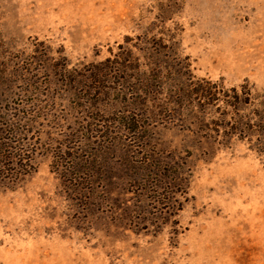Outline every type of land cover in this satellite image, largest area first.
Listing matches in <instances>:
<instances>
[{"label": "rangeland", "instance_id": "374dc122", "mask_svg": "<svg viewBox=\"0 0 264 264\" xmlns=\"http://www.w3.org/2000/svg\"><path fill=\"white\" fill-rule=\"evenodd\" d=\"M187 77L256 111L264 0H0V114L32 157L0 179V264H264V136L211 134Z\"/></svg>", "mask_w": 264, "mask_h": 264}, {"label": "trees", "instance_id": "16d2710c", "mask_svg": "<svg viewBox=\"0 0 264 264\" xmlns=\"http://www.w3.org/2000/svg\"><path fill=\"white\" fill-rule=\"evenodd\" d=\"M144 45L141 51L147 54L149 69L157 71L160 68L157 63L161 62L159 56L167 52L166 46L162 45L159 40H155L154 43L146 40ZM127 55L115 65V69L118 68L117 66H122L124 79L128 77L125 70L135 67L134 59L127 61ZM111 68L109 66L108 70L110 71ZM251 88L246 81L225 87L215 80L187 77L181 92L175 93L178 94V98L173 99V102L181 111L185 109L187 113L191 112L193 117L197 114L200 125L203 124L206 115L216 113L217 117L211 120L214 126L211 127L213 128L211 134L225 138V140L233 136L239 139L262 137L264 136V94L259 95V107L256 111L250 108L249 111L243 112L252 105L254 96ZM162 108L164 111L172 109L163 106ZM139 121L135 119L133 128L138 126ZM19 125H21L19 118L14 119L0 114V179L7 184L16 183L21 177L31 172L32 157L26 155L25 145L17 137L22 132Z\"/></svg>", "mask_w": 264, "mask_h": 264}]
</instances>
